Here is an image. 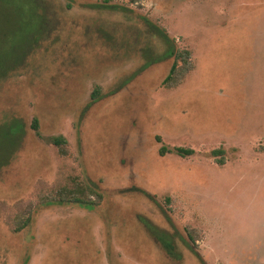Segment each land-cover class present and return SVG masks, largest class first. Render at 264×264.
<instances>
[{
	"label": "rangeland",
	"instance_id": "obj_1",
	"mask_svg": "<svg viewBox=\"0 0 264 264\" xmlns=\"http://www.w3.org/2000/svg\"><path fill=\"white\" fill-rule=\"evenodd\" d=\"M150 24L190 51L175 86L173 58L146 65L165 49ZM14 121L0 264H203L191 246L207 264H264V0H0V127ZM81 194L94 209L66 201Z\"/></svg>",
	"mask_w": 264,
	"mask_h": 264
},
{
	"label": "trees",
	"instance_id": "obj_2",
	"mask_svg": "<svg viewBox=\"0 0 264 264\" xmlns=\"http://www.w3.org/2000/svg\"><path fill=\"white\" fill-rule=\"evenodd\" d=\"M149 27L153 30L156 36L163 42L165 45V49L162 53L152 57L150 61L146 63V65L150 64L151 62H158L167 58H173L172 65L170 67L169 73L164 79V82L168 86H175L176 84L180 83L184 75L193 68V63L191 60L190 51L187 49H178L175 45L174 38L170 37L163 28L158 27L157 25L150 24ZM145 65V66H146ZM32 128L34 129L35 133L38 136H42L39 131V121L36 117L33 118L31 123ZM23 129V124L19 121H14L13 123L7 124L4 127H0L3 136L8 140V143H11V150L13 147H16L18 144L19 139L21 138L20 131ZM50 142L58 147V150L61 154H65L66 150L64 149V145L66 144L67 140L62 135H54L48 138ZM168 149L165 146L160 147L159 153L161 155L165 154ZM175 151L181 155L186 156L192 154L194 151L191 148H186L182 146H178L175 148ZM9 152V156H10ZM216 152V150H215ZM217 152H223L221 149H217ZM12 153V152H11ZM4 162V161H3ZM220 162L222 163L223 160L221 159ZM92 186H88L89 190H91V194H96L97 198L100 199L101 195L96 193L92 188ZM98 199H93L91 197L86 198L85 195H74L71 196L70 199L66 200L67 202H75L78 203L80 206L92 210L94 209ZM154 200V199H153ZM169 198L167 197V201ZM65 200L62 198L49 200L48 203H63ZM140 222L144 225L146 230L149 234L154 237V239L161 245L163 250L170 256L175 258H181L180 253L177 251L176 244L174 241L175 235L173 233L168 232L167 230L158 227L150 220L145 217L139 216ZM28 224V220L26 219L24 223L19 226L18 228H23ZM186 233L189 236L190 240L195 243L194 236L188 228H186ZM179 237L183 239L185 242L186 239L179 234ZM192 251L196 255L199 262L201 261L203 264H207L205 260L201 258L199 252L195 249V246H191Z\"/></svg>",
	"mask_w": 264,
	"mask_h": 264
}]
</instances>
